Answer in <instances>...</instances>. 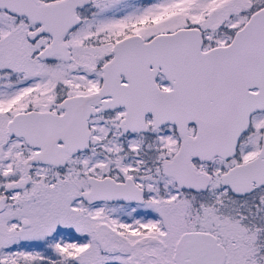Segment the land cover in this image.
<instances>
[{
    "label": "snow or ice",
    "instance_id": "6c2138e0",
    "mask_svg": "<svg viewBox=\"0 0 264 264\" xmlns=\"http://www.w3.org/2000/svg\"><path fill=\"white\" fill-rule=\"evenodd\" d=\"M0 264H264V0H0Z\"/></svg>",
    "mask_w": 264,
    "mask_h": 264
}]
</instances>
